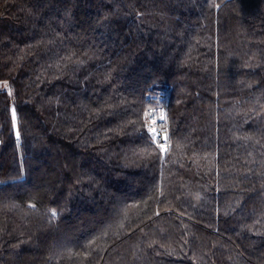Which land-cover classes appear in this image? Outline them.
<instances>
[{
  "label": "trees",
  "instance_id": "obj_1",
  "mask_svg": "<svg viewBox=\"0 0 264 264\" xmlns=\"http://www.w3.org/2000/svg\"><path fill=\"white\" fill-rule=\"evenodd\" d=\"M3 81L0 264H264V0H0Z\"/></svg>",
  "mask_w": 264,
  "mask_h": 264
},
{
  "label": "built area",
  "instance_id": "obj_2",
  "mask_svg": "<svg viewBox=\"0 0 264 264\" xmlns=\"http://www.w3.org/2000/svg\"><path fill=\"white\" fill-rule=\"evenodd\" d=\"M150 124L156 127V139L165 148L170 147L167 116L163 107H152L148 111ZM155 121V122H153ZM166 137V138H165Z\"/></svg>",
  "mask_w": 264,
  "mask_h": 264
},
{
  "label": "snow or ice",
  "instance_id": "obj_3",
  "mask_svg": "<svg viewBox=\"0 0 264 264\" xmlns=\"http://www.w3.org/2000/svg\"><path fill=\"white\" fill-rule=\"evenodd\" d=\"M0 89L7 90L8 95H11V89H10L7 81L0 82ZM12 112H13V118H15V109H13ZM153 122H155V121H153ZM149 131L154 132L155 130L149 129ZM33 207H35V206L33 205ZM56 215H57V213L55 211H52V216L55 217Z\"/></svg>",
  "mask_w": 264,
  "mask_h": 264
},
{
  "label": "rangeland",
  "instance_id": "obj_4",
  "mask_svg": "<svg viewBox=\"0 0 264 264\" xmlns=\"http://www.w3.org/2000/svg\"><path fill=\"white\" fill-rule=\"evenodd\" d=\"M155 106H156V107H160L159 103H158V105L155 104ZM13 109H14V108H13ZM14 121H15V124H16V123H17V113H16V110H15V118H14ZM150 126H151L152 129L155 130V131L153 132V134H154V136H155V138H156V127H154V125H150ZM17 134H19V133L17 132Z\"/></svg>",
  "mask_w": 264,
  "mask_h": 264
}]
</instances>
